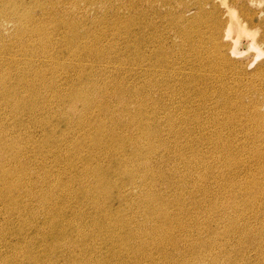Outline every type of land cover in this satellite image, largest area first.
I'll use <instances>...</instances> for the list:
<instances>
[{
  "label": "bare ground",
  "instance_id": "obj_1",
  "mask_svg": "<svg viewBox=\"0 0 264 264\" xmlns=\"http://www.w3.org/2000/svg\"><path fill=\"white\" fill-rule=\"evenodd\" d=\"M69 1H3L0 264H264V0Z\"/></svg>",
  "mask_w": 264,
  "mask_h": 264
},
{
  "label": "rangeland",
  "instance_id": "obj_2",
  "mask_svg": "<svg viewBox=\"0 0 264 264\" xmlns=\"http://www.w3.org/2000/svg\"><path fill=\"white\" fill-rule=\"evenodd\" d=\"M3 1L4 0H0V8H2V9H0V40L6 42V41H8L9 36L13 32V28L10 27V29L8 31H5L2 27V24L7 21L4 18L5 17L4 14L11 12V9L4 11L5 5H3ZM90 2L96 3V2H98V0H75V1L72 0V1H69V3H67L66 6L72 5L69 12L74 17V19L77 17H80V12H82V11L86 12L87 15L91 19V18H94V15H96L97 11H99L101 8L99 9V4H89L90 7H87L86 4H88ZM226 2H227V0H223V4H226ZM74 3L77 4V6L73 5ZM223 4H222V6H224ZM261 6H262V4H259V8H261ZM79 8H81L82 10H79ZM87 8H88V10H87ZM121 10H122L121 15L124 16L125 18L126 17L130 18L132 16L131 8L125 9V8L121 7ZM192 14L193 13L188 14V17L192 16ZM258 19H259V17H254L255 22H257ZM246 28H247V26H246ZM249 30H251V31H249V35L245 36V38H247V39H244V37H242L241 42L242 43H249L251 41L250 43H252L253 45L254 44L257 45V42L260 41L261 44L257 45V51L256 50H250L247 54H242V55H238V56L233 55L232 58L235 61H243L245 64L244 65L245 69L248 73H253V72L257 71L259 73V75L264 76V70H263V67H264V43H263V41H261V38H260L261 33L260 32L258 34L256 33L255 38H252L250 36L253 34L254 29H249ZM80 33L83 36V32L81 31ZM263 39H264V37H263ZM108 41L111 43H115V44H124V43H126V37H124V36H120V37L109 36ZM176 42L179 43L180 41L176 39ZM4 44H7V42ZM237 50L241 51V48L239 47V49H237ZM259 54H260V56L258 57ZM8 58H9V61H5V62L0 61V74H5L7 72V70L9 69L10 64L12 65L11 69H13V65L15 64V61L13 58H10L9 56H8ZM21 69H28V68L26 65H24V66H21L20 69L14 70V72L15 73H21L22 72ZM105 75L108 77L109 80H112V77H115L114 73L113 74L112 73H106ZM56 76L57 75H55V80L57 81L58 85H64L65 84L64 79L61 77H56ZM234 76L236 77L237 75L235 74ZM61 80H62V82H61ZM230 83H233V81H230ZM260 94L261 95L258 98L264 104V91L261 92ZM112 207H122V206L113 205ZM172 207H170V208H172ZM177 219L180 220L181 218L178 217ZM183 228L189 229V226L187 224H184Z\"/></svg>",
  "mask_w": 264,
  "mask_h": 264
}]
</instances>
